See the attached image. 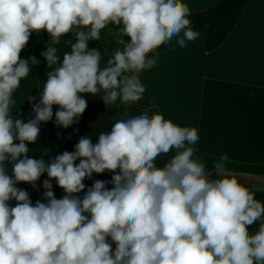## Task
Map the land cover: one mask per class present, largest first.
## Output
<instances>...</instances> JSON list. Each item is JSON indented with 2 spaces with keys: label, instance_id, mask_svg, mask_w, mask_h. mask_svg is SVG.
<instances>
[{
  "label": "clouds",
  "instance_id": "clouds-1",
  "mask_svg": "<svg viewBox=\"0 0 264 264\" xmlns=\"http://www.w3.org/2000/svg\"><path fill=\"white\" fill-rule=\"evenodd\" d=\"M190 15L182 0H0V264H264V201L227 170V155L209 171L194 156L195 127L149 109L127 111L144 98L139 74L157 63L155 50L181 32V48L199 36ZM110 25L117 47L106 58L89 41ZM33 33L51 40L41 53L40 101L29 95L35 116L24 122L11 115L13 94L40 64L21 58ZM65 36L74 39L61 58ZM101 92L106 106L125 107L110 131L96 143L80 138L50 163L44 153L29 156L42 122L78 123L85 94ZM106 172L110 181L85 184ZM45 173L46 203H33L18 185L35 187Z\"/></svg>",
  "mask_w": 264,
  "mask_h": 264
},
{
  "label": "crops",
  "instance_id": "crops-1",
  "mask_svg": "<svg viewBox=\"0 0 264 264\" xmlns=\"http://www.w3.org/2000/svg\"><path fill=\"white\" fill-rule=\"evenodd\" d=\"M222 1L182 0L191 13L213 8ZM197 31V39L186 41L183 48L176 43L183 36L181 32L155 50L157 63L144 71V104H130L127 111L134 116L149 109L182 127H195L199 140L193 145L194 156L205 163L206 169L211 171L214 162L227 155V170L264 201V0H250L225 42L212 52L206 51L207 28ZM104 33V44L93 40L89 46L99 47L102 55L112 54L117 47L114 26L110 25ZM69 39L74 37L61 38V58L62 52L68 50L63 47L64 42ZM50 40L47 33H33L21 53V58L35 56L40 64L33 66V72L13 94L14 119L28 122L35 116L33 103L38 104L41 96L37 89L43 87L47 78L41 67L46 65L41 53ZM30 94L35 97L33 103L27 101ZM89 95L95 100L97 112L99 96L85 94L86 100ZM100 108L99 113L102 105ZM56 110L58 106H53L54 113ZM84 115L85 112L78 123L68 128L58 126L55 116L42 122L37 142L28 145L29 156L38 158L44 153L48 163L47 154L54 158L65 150L72 152ZM166 159L158 157L157 166ZM44 177L46 173L40 179ZM31 186L18 185L29 194Z\"/></svg>",
  "mask_w": 264,
  "mask_h": 264
},
{
  "label": "trees",
  "instance_id": "trees-1",
  "mask_svg": "<svg viewBox=\"0 0 264 264\" xmlns=\"http://www.w3.org/2000/svg\"><path fill=\"white\" fill-rule=\"evenodd\" d=\"M250 0H224L218 5L213 8L193 12L190 15V20L192 22V27L194 30H201L203 28H207V39H206V51L212 52L225 42L229 34L235 28L241 14L243 13L244 9L248 5ZM101 42L105 43V33L104 30L101 33ZM112 54L106 55V58H110ZM151 55V54H149ZM103 63H106V59L102 60ZM43 69H46V65L41 66ZM145 71V70H144ZM144 71L139 74L141 82L143 83L144 80ZM103 92L99 93L98 96H103ZM102 104V112L100 113V132H107L110 131L112 123L115 122V119L121 118L120 114V101L117 100L116 104L119 107H109L106 106L103 102ZM140 106L144 104V98L138 102ZM87 109L85 111V115L82 119V123L78 132V138L76 140V144L79 142V139L84 137L85 127L87 123V114L90 110V96L87 98ZM99 132V133H100ZM88 133V132H87ZM88 137H91V132L88 134ZM98 141V138L96 142ZM95 142V143H96ZM75 144V145H76ZM75 147H73V151ZM46 159L48 163L51 162L52 158L47 154ZM111 173H104V174H94L93 177L90 179V182L87 183V186H90L95 180L101 181H110L111 180ZM215 176V173H213ZM106 187L111 188L112 185L110 183L106 184ZM53 190L55 196L57 198H61L64 195L62 189L56 186V182L53 185ZM86 191V189H85ZM79 196H83L84 193L78 194ZM39 201L45 202L44 195H42ZM259 222L253 224L250 227V231H255L258 228Z\"/></svg>",
  "mask_w": 264,
  "mask_h": 264
},
{
  "label": "rangeland",
  "instance_id": "rangeland-1",
  "mask_svg": "<svg viewBox=\"0 0 264 264\" xmlns=\"http://www.w3.org/2000/svg\"><path fill=\"white\" fill-rule=\"evenodd\" d=\"M93 100H94L93 97L90 96V107L91 108L87 114V123H86V127H85V133L83 135H84V137H86L91 132L90 138L92 139L93 143H95L97 138H98V134L100 132V113L99 112L101 110L100 107L102 104L101 103L102 100L99 99L100 105H99V108L97 109L98 113L96 112V110L94 108L95 100L94 101ZM127 110H129V109L127 108ZM124 111H125V107L123 106L122 107V117L124 115ZM128 114H129V112H128ZM129 116H132V114H129ZM75 144H76V141H75ZM75 144L73 145V147H75ZM45 179H48V177H44L43 179H40L39 181H37L35 187H33V186L29 187V189L32 190V191H30V198L33 201V203L38 201L40 199V197L44 194V189L42 187V184H43V181ZM51 182L53 185L55 184V180H52ZM89 182H90V180H86L85 184H87ZM10 204L14 205L15 201H10Z\"/></svg>",
  "mask_w": 264,
  "mask_h": 264
}]
</instances>
